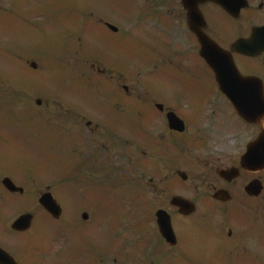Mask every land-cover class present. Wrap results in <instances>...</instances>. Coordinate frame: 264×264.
<instances>
[{
	"label": "flooded vegetation",
	"instance_id": "obj_1",
	"mask_svg": "<svg viewBox=\"0 0 264 264\" xmlns=\"http://www.w3.org/2000/svg\"><path fill=\"white\" fill-rule=\"evenodd\" d=\"M9 7L15 8V5L12 3ZM87 9L88 19L99 18L106 34L134 37L136 68L148 70V75L144 80L135 79L130 91V87L125 86L119 62L116 70H98L106 81L102 110L77 99L73 92L46 100L41 109L49 120L32 130L35 139L23 148L29 155V163L23 171L17 162L6 156L5 145H0V194L8 193L5 179L19 186L40 177L43 159L40 147L46 139L62 141L69 132L71 141L75 142L77 137L85 140L89 135L90 150L87 144L84 158L88 163L99 162L110 146L119 159L142 156L158 164L155 176L164 174L150 189L154 196L152 207L156 208L155 214L163 210L171 216L176 245L172 247L161 236L156 215H150L152 229L148 239L144 238L146 232L140 237L138 251H148L149 247L156 259L195 264L188 260L206 255L200 251L204 241L201 237L195 239L200 232L198 227L186 223L188 218L172 207L173 190L186 198L192 194L194 197L189 199L199 211L209 205H231L235 212L248 205L244 199L256 200L248 197L244 190L251 181L262 180L264 175L241 171L240 177L232 180L222 174L239 168L242 155L257 139L262 126L248 123L237 114L206 63L207 58L221 64L229 75L228 62H231L233 73L257 78L264 85V48L253 43L256 30L264 27V0H90ZM92 10L105 15V19L95 16ZM74 30L75 27H70L68 33ZM122 40L119 38V42ZM239 42L247 43V53L236 47ZM256 42L262 45L264 36H259ZM144 52L149 53L147 59L142 55ZM173 115L182 122L181 132L171 128ZM237 124L242 127V140L232 134ZM77 130L79 134L74 133ZM191 150L199 170L189 177V184L182 179L181 170L176 171L177 180H174L172 157L178 159L181 168H191L183 156ZM83 154L81 151L80 155ZM168 171L170 179L164 177ZM32 187L34 193L43 189L36 181ZM219 191L228 192L231 202L223 203V195L214 199ZM98 222L96 217L94 223ZM231 223L232 228L225 223L219 229L214 228L211 234L220 237L227 231L233 246L242 247L251 230L235 216ZM0 229L2 245L11 249L12 236L4 226ZM88 234L85 253L67 252V246L58 243L55 251L20 250L13 253V258L18 264H108L112 255L108 242L103 238L96 241L92 228Z\"/></svg>",
	"mask_w": 264,
	"mask_h": 264
},
{
	"label": "rangeland",
	"instance_id": "obj_2",
	"mask_svg": "<svg viewBox=\"0 0 264 264\" xmlns=\"http://www.w3.org/2000/svg\"><path fill=\"white\" fill-rule=\"evenodd\" d=\"M2 1H4V3H5L6 0H2ZM46 5L50 7V12L53 15L59 14V8H58L59 4L48 3ZM46 24H49V23L46 22ZM27 26L24 25L23 23H19L17 21H13V20H9V19L0 20V52H2L1 51L2 49H7L10 51H13V54L10 57V61L13 64L12 63L10 65L8 64L9 65L8 70L10 71V75H12V76H8V78L10 80H6L5 82H0V90H4V91L6 90V92H8V91L15 92V93L18 92L20 94L19 98H17V96H15V95H12L9 98L8 97L4 98V97L0 96V131L2 132V135H4V134H12V136L22 135L23 131H22V133L16 131V129H20L19 126L22 124L20 116L22 115V113L26 114L27 117L29 116V114L34 115V113L32 111L29 112V109H32L34 111H38V109H40V108L38 107V109H36L37 108L36 101L39 100L40 98H43L44 96H46V94L39 93L36 89L33 92H27L25 90V87L22 88L14 82V79L12 78L13 75L15 76V79H17L19 81V83H22V81H24L25 85H31L35 88L36 87L39 88L42 84L43 85H49L48 89L53 88V86L55 85V84L52 85L49 82V80L53 77L60 76L62 74L70 76V79L73 81H76V79L78 77L86 78L87 80H88V76L91 78L97 77V73L94 71L91 62H89L87 67L85 65V62L82 63L84 58L82 55H80L79 51H78L77 56L73 55V53L76 52L75 50H73V52H71V51L66 52L64 50H60L61 53H59V54L57 53V46L55 43V38H56L55 36L57 35V27H55L56 25L54 26V24H53V25L48 26L47 28L46 27H40L39 30L43 34H38L37 33V32H39L38 30L37 31L33 30L31 27H29V26L27 27ZM80 34H81V31L78 30L77 35H80ZM44 37L46 39H50V37H51V40L45 42ZM61 39H63V38L61 37ZM65 39L67 40L66 42L59 43V46L61 49H62V47H69V45H70L67 36L65 37ZM79 39H80V37H78V41H79ZM32 40L34 42H36V44H39V42H41L40 40H44V45L42 47H38V48L34 47V48L30 49V52L27 53V55L23 58V61L28 60L30 62L31 61L38 62V69L36 71H33L34 74L36 76L44 75L45 78H48V79H45L44 76H42V79H40L39 81H36L35 78L34 79L30 78V76L32 75V72H30L29 70H26L24 68V66L22 65L21 61H19L17 59V57H22L26 54L25 49L24 50L22 49L20 51L18 48L25 45L26 43L28 44V42H30ZM6 42L10 46L9 48H8ZM96 42H94V43H96L97 45L101 44L102 43V37L98 35V37H96ZM131 42H132V39L130 38L128 40V42L124 45V48L120 51V54H119V59L122 61L124 66L127 68H130V69L133 68L134 61H135L134 47L131 44ZM13 48L18 49L19 52H17ZM15 53H17V54H15ZM3 60L7 63L9 62L8 58L6 60L3 57ZM30 62H28V64ZM67 78H69V77H67ZM1 79H5V78L2 77ZM52 83H54L53 80H52ZM94 83H96V82H93L92 80H90V84L95 85ZM76 92L79 93L77 91V89H76ZM15 93H13V94H15ZM1 94H4V92H1ZM92 103L95 106H99V104H97L94 100L92 101ZM41 111H43V110L41 109ZM239 129H240V126L238 125L237 129H236V134L238 137L242 136L241 130H239ZM228 132L230 133V130H228ZM15 133H17V134H15ZM67 133H69V132H67ZM74 133L79 134L80 132L77 130ZM233 133L234 132L232 131V134ZM85 139H90L89 135H87ZM19 140H21V142L23 143L24 138L20 137ZM60 148H63V147H60ZM109 149H110V151L106 150V155H104L103 159H105V161H108V160L109 161H111V160L116 161L115 165L118 167L119 172H118V174H115V180L120 182V181H122L121 178L124 177V179L128 182V180L130 179V176L133 175V178H131V179L134 181L131 182L130 184L128 183L127 187L129 189L137 188V186H140V189L144 188V196H142V197H144L147 200V202L151 204L152 203V194H150V192H148L146 190V187H149L148 181L151 177H153L155 175V173L152 172V169L149 170V168L146 167L147 165L142 160H140V162L137 161L135 164H133L132 161L137 160L138 156L126 157V158H123L119 161L118 158L114 157L115 154L111 150L110 147H109ZM125 151H127V150H125ZM191 152H193V151H191ZM44 153H45V157H47L46 159H48L49 157L51 158L50 162L47 164V166L49 169L53 170V175H55L59 178H63L68 173H70L72 171V168H73L72 159L70 157L61 156L60 151H57L56 147H55V150L53 147H45ZM183 156H184V154H183ZM186 156H187V159L190 158L189 161L194 160V158L190 154L185 155L184 157H186ZM153 164L154 163L152 162L151 167L153 166ZM108 165L111 166V164H109V163H108ZM137 165H139L140 172L139 171L136 172L137 171L136 169L134 171V168ZM191 165L195 166L196 163L192 162ZM43 167H44V164H43ZM97 167H99L98 164L94 165V169ZM183 170L189 171V173L191 174V177H192L193 172L198 171L199 169L196 166L195 169L184 168ZM49 174H50L49 172H46L43 179L46 181V185L52 186V192H53V191H56V189L59 186L56 183V181L54 180V177L49 176ZM163 175L164 174H159L158 179L162 180ZM101 182L104 183L103 180ZM110 183H113V181ZM189 183H190V181H189ZM63 185L65 187L64 193H63L64 197L66 196L67 193L70 195H74L73 191H72L74 189H73V186L70 184V182L64 181ZM27 186L31 187L30 185H27ZM32 190H33V187H31V190L30 189L26 190V192L23 196L12 197V199H11V197H9V199H7L6 197L0 196V205H2V206L5 205L4 209L8 208L6 211V214L7 215L11 214L12 215L11 217H15V215L19 214L18 213V211L20 210L19 206L20 207L22 206L21 208H23V210H26L24 212L34 211L37 214V219L42 221L43 218L41 217L40 211L38 210V207H37L39 196L36 193H34ZM102 190L110 192V193H115V196H113V197H115L114 200H116V202H118V200H119L118 198H116L117 195L119 194V196H120V192H122L120 190H117V191H115V190L112 191L110 189H107V190L102 189ZM126 192L133 193L131 191H126ZM262 199L264 200V196H262ZM120 200H124L127 203L126 205H127L129 211L124 212V211L120 210L121 213H119V212L117 213V211L116 212H110L109 211L107 213L109 216L107 217V214H106V219H109L112 214H118L117 218L120 220V223H121L120 230L124 231V233H123L124 236L122 237V234H121V236H119V237L120 238H124V237L126 238L127 242H125V240H124V245H126V247H125L126 250H129V252L125 253V255H124L125 259H126L125 264H131V262L134 259L137 260L138 255L136 253L134 255L132 252V248L134 247V245H131V244L128 245L127 243L129 241L134 242L133 232H134V225L137 224L136 222L138 221V214H146V213H144L143 211H138V208L135 206L137 202H135L133 196L130 198V201H129V198H128V201H127V199H120ZM263 203L261 204V206H263V208L259 207L260 209H264ZM200 213L203 217L199 221L201 222V224L208 226L207 228L203 229L204 230L203 235L205 238H207L209 235V231H211L209 228L210 227H213V228L218 227L224 221L225 217L220 210H216L213 208L206 209L205 212H200ZM6 214L3 218L9 219V216H7ZM67 220H68V216H67ZM64 223H67V222L59 223L57 226H51L50 230L53 231L54 229H57V227H60V225H63ZM106 224H108V223L106 222ZM49 236L52 237L51 234H49ZM71 236L74 237V239H75L74 246L76 247V250H78V251L85 250L86 243H85L84 239H78L74 235H71ZM43 238L45 239V237H43ZM258 238L261 241H263L262 247H264V237L258 236ZM26 239L31 240L33 238H31V234H29V235H27ZM122 240L123 239H121V241ZM220 244L222 245V247H221L222 251L226 252V255H224L222 258L217 260L219 264H264V252H262L261 254L251 253L249 255V257L238 256L236 254H233L235 247L232 246L233 245L232 241L227 240V241L220 242ZM50 246L54 247V245H52V244H50ZM212 249H214V248H212ZM250 251H252V250L250 249ZM141 257L144 260L141 259V260H139V262L135 261L134 264H138V263L144 264V261L148 262V264H151V261H154V259H149L150 257L146 258V256H142V255H141ZM230 259H231V261L229 262ZM113 261H114L113 257L110 258L109 264H113ZM161 261L162 260H160V261L156 260L155 263L159 264ZM188 261L190 263L192 262L195 264L198 263V261H199V264H203V262L206 263L204 261V259H201V260L189 259ZM122 263L124 264V262H122ZM117 264H120V263H117ZM173 264H178V262H174ZM186 264H188V263H186Z\"/></svg>",
	"mask_w": 264,
	"mask_h": 264
}]
</instances>
